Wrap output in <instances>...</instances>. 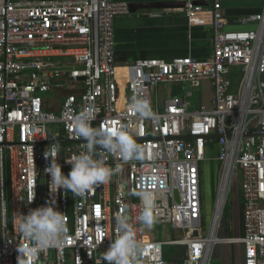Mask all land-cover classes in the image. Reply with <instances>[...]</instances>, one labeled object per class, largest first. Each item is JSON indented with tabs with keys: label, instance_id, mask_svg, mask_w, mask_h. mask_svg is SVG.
<instances>
[{
	"label": "built area",
	"instance_id": "built-area-1",
	"mask_svg": "<svg viewBox=\"0 0 264 264\" xmlns=\"http://www.w3.org/2000/svg\"><path fill=\"white\" fill-rule=\"evenodd\" d=\"M185 1L190 25L213 27L212 56L142 60L120 72L114 23L132 14L127 2L0 0V264H18L17 249L25 243L18 215L48 204L64 214L69 238L29 257V264H97L118 235V215L136 229L141 264H171L165 257L171 248H184L183 264H213L214 246L226 243L244 246L245 264H264V14L237 20L258 24L255 30L228 31L221 0ZM235 75L242 77L237 93ZM206 83L211 107L193 105L188 99ZM134 96L150 104L152 118L130 110ZM89 106L95 109L93 127L126 129L144 148V158L124 162L109 154L108 165L120 164L122 171L84 198L50 191L44 151L53 138L67 142L60 143L57 157L67 175V161L86 143L71 121ZM206 161L220 164L209 235L203 233ZM238 173L245 234L219 239L218 222ZM145 196L155 224L171 226L179 237L156 240L148 234L138 220Z\"/></svg>",
	"mask_w": 264,
	"mask_h": 264
},
{
	"label": "clouds",
	"instance_id": "clouds-1",
	"mask_svg": "<svg viewBox=\"0 0 264 264\" xmlns=\"http://www.w3.org/2000/svg\"><path fill=\"white\" fill-rule=\"evenodd\" d=\"M130 110L145 119L153 116L150 104L135 96L131 100ZM95 118V109L89 106L71 121L76 137L86 143L83 151L72 155L67 161L71 165L67 175L63 174L62 167L57 162L60 142L53 138L55 142L44 151V158L50 161L45 169V173L51 177L50 191L63 189L71 192L75 198H84L94 188L108 184L114 175L122 171L120 164L115 167L108 165L106 157L109 154L124 162L144 158V148L136 143L126 129L117 128L113 131L103 125L93 127ZM34 198L35 196L30 203ZM143 199L145 206L138 220L144 228L151 230L156 223V217L147 197ZM17 220V229L25 241L17 249L18 264H29V257L35 258L39 252L63 245L69 238L65 216L53 204L31 209L26 215L19 214ZM116 223L118 235L97 264H141L143 247L136 239V229L129 223L127 216L118 215Z\"/></svg>",
	"mask_w": 264,
	"mask_h": 264
},
{
	"label": "crops",
	"instance_id": "crops-1",
	"mask_svg": "<svg viewBox=\"0 0 264 264\" xmlns=\"http://www.w3.org/2000/svg\"><path fill=\"white\" fill-rule=\"evenodd\" d=\"M122 2H156V1H185V0H117ZM186 2V1H185ZM204 3V2H203ZM221 6L230 23L226 28L228 31L255 30L259 25L251 24L242 26L238 19L256 14H264V1L252 2L249 0H221ZM115 58L120 72L124 68L142 60H165L171 61L181 57H194L199 60H207L212 56L214 36L213 27L192 26L185 14V9L157 10L139 12L129 16H121L115 20ZM233 86L237 93L241 84V75H235ZM198 95V104L211 107L213 100L212 88L205 84L203 92ZM220 180V176H219ZM234 181V180H233ZM233 186V183H232ZM219 189L217 200L219 197ZM232 192V188L230 194ZM229 194V196H230ZM225 201V206L228 202ZM217 204V201H216ZM241 212L236 220L230 224L231 231L228 237L220 238L222 215L216 235L219 239L242 238L245 234L244 227V200L241 204ZM224 212V210H223ZM215 215V213H214ZM215 218V216H214ZM214 224V219L213 223ZM155 226V225H154ZM153 229V228H152ZM151 229V230H152ZM148 234L155 233V230ZM175 233H177L175 231ZM179 252V249L177 253ZM185 252V251H184ZM174 254V255H177ZM213 264H245V248L242 244H221L216 245L212 251ZM184 263L185 254L182 252Z\"/></svg>",
	"mask_w": 264,
	"mask_h": 264
},
{
	"label": "rangeland",
	"instance_id": "rangeland-1",
	"mask_svg": "<svg viewBox=\"0 0 264 264\" xmlns=\"http://www.w3.org/2000/svg\"><path fill=\"white\" fill-rule=\"evenodd\" d=\"M234 85V84H233ZM236 86V84H235ZM233 86V89L236 87ZM193 91V90H191ZM195 96L191 99H188L193 105L198 104V98L196 91H193ZM202 168V201H203V233L204 235H209L216 208L217 194L219 189V175H220V164L218 162H209L206 161L201 164ZM6 179H7V194L8 201L10 199L11 192V171L9 166L6 170ZM242 175L238 173L233 181L232 192L229 196L228 202L224 208L221 221V229L219 232V237L224 238L231 236V226L232 222H236L239 213L241 212V205L243 202V192H242ZM152 232V231H154ZM152 234H155V238L158 240H173L175 237H179V233L171 228V226H159L155 224L152 230H149ZM148 232V231H147ZM152 238L153 235L149 234ZM173 249H171L172 251Z\"/></svg>",
	"mask_w": 264,
	"mask_h": 264
},
{
	"label": "water",
	"instance_id": "water-1",
	"mask_svg": "<svg viewBox=\"0 0 264 264\" xmlns=\"http://www.w3.org/2000/svg\"><path fill=\"white\" fill-rule=\"evenodd\" d=\"M205 4L203 2H197V4ZM186 6L185 1H156V2H131L129 3V9L132 14L139 12H149L157 10H171V9H184ZM65 144L67 142H60Z\"/></svg>",
	"mask_w": 264,
	"mask_h": 264
},
{
	"label": "trees",
	"instance_id": "trees-1",
	"mask_svg": "<svg viewBox=\"0 0 264 264\" xmlns=\"http://www.w3.org/2000/svg\"><path fill=\"white\" fill-rule=\"evenodd\" d=\"M154 239H156L155 234H154ZM171 249L173 250L171 251ZM171 249L166 252V256H165L166 260L171 264H181L183 261L182 252L183 254H185L184 248H171ZM178 249H179V252L177 253ZM176 253L177 255H174Z\"/></svg>",
	"mask_w": 264,
	"mask_h": 264
}]
</instances>
